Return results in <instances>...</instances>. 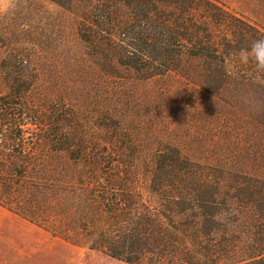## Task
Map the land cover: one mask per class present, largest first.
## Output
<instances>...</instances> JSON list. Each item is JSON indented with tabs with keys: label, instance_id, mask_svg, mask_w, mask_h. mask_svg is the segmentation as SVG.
<instances>
[{
	"label": "trees",
	"instance_id": "1",
	"mask_svg": "<svg viewBox=\"0 0 264 264\" xmlns=\"http://www.w3.org/2000/svg\"><path fill=\"white\" fill-rule=\"evenodd\" d=\"M44 1L75 16L78 46H69L65 72L40 66L50 43L37 38L10 42L1 59L0 206L61 234L143 101L167 142L154 200L103 255L125 264H264V165L239 160L242 136L264 142V75L237 58L263 29L219 0ZM250 95L260 112L242 123L239 104ZM197 123L219 129L227 147L209 131L196 135Z\"/></svg>",
	"mask_w": 264,
	"mask_h": 264
},
{
	"label": "rangeland",
	"instance_id": "2",
	"mask_svg": "<svg viewBox=\"0 0 264 264\" xmlns=\"http://www.w3.org/2000/svg\"><path fill=\"white\" fill-rule=\"evenodd\" d=\"M219 1L264 31V0ZM76 21L74 15L44 0H0V62L10 42L24 37L37 38L50 43L42 51L40 66L48 72L67 71L73 63L69 46L72 43L78 46ZM3 92L5 87L0 74V93ZM255 98L250 95L241 99L242 123V118L250 113L258 116L260 105ZM180 105L184 107L187 103L181 101ZM196 120L194 115L192 122ZM201 126L193 125L196 135L209 131L218 136L214 140H219L221 148L227 147L229 143L226 141L227 145L223 146L219 129ZM242 138L239 160L248 166L264 165L263 140L259 146L256 142L259 136ZM166 145L145 103L138 101L122 123L61 234L52 236L0 206V264H85L89 258L94 264H125L104 256L103 250L120 237L148 202L154 200L152 185ZM222 155L224 162L229 161L230 150L223 151Z\"/></svg>",
	"mask_w": 264,
	"mask_h": 264
},
{
	"label": "clouds",
	"instance_id": "3",
	"mask_svg": "<svg viewBox=\"0 0 264 264\" xmlns=\"http://www.w3.org/2000/svg\"><path fill=\"white\" fill-rule=\"evenodd\" d=\"M237 58L241 64L252 62L257 73L264 75V39L255 40L250 47L240 49Z\"/></svg>",
	"mask_w": 264,
	"mask_h": 264
}]
</instances>
